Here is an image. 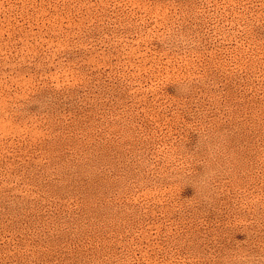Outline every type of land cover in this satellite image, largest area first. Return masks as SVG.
Instances as JSON below:
<instances>
[{"label":"rangeland","instance_id":"374dc122","mask_svg":"<svg viewBox=\"0 0 264 264\" xmlns=\"http://www.w3.org/2000/svg\"><path fill=\"white\" fill-rule=\"evenodd\" d=\"M0 264H264V0H0Z\"/></svg>","mask_w":264,"mask_h":264}]
</instances>
